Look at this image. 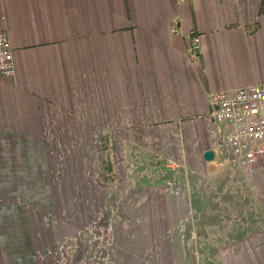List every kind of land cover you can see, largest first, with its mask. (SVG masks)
I'll list each match as a JSON object with an SVG mask.
<instances>
[{
	"label": "crops",
	"instance_id": "1",
	"mask_svg": "<svg viewBox=\"0 0 264 264\" xmlns=\"http://www.w3.org/2000/svg\"><path fill=\"white\" fill-rule=\"evenodd\" d=\"M0 29L15 66L0 76V264H84L81 224L101 211V177L64 175L62 191L42 100L89 98L83 72L108 71L110 98L141 99L126 111L137 121L131 144L184 163L189 176L236 165L208 95L264 81V0H0ZM242 167H264V158ZM79 182L92 185L80 191ZM192 188L189 178L163 179L127 185L122 201L108 196L120 217L104 240L109 264H264V223L214 255L193 250Z\"/></svg>",
	"mask_w": 264,
	"mask_h": 264
},
{
	"label": "rangeland",
	"instance_id": "2",
	"mask_svg": "<svg viewBox=\"0 0 264 264\" xmlns=\"http://www.w3.org/2000/svg\"><path fill=\"white\" fill-rule=\"evenodd\" d=\"M83 73L84 92L89 98L42 100L48 113L47 125L52 128L45 136L53 148L52 174L62 191L64 175L101 177V211L81 224L87 226L82 230L85 232L80 233L83 244L79 245L84 264H109V248L104 240L112 238L113 222L120 217L114 216L110 211L113 207L109 209L105 204L108 196L114 202L122 201L127 185L156 184L163 179L187 183L189 178L193 186L190 201L197 209L195 222L198 225L193 250L199 255H214L220 245H232L262 226L264 167L244 168L230 164L217 167L206 178L189 176V168L184 167V163L175 167V159L149 149L150 142H147L148 149L131 144V125L137 121L126 111L131 105L134 109L139 107L140 98H110L108 71ZM97 74L99 88H96ZM93 95L99 98H91ZM136 137L141 142L140 135H133ZM77 185L82 191L92 184L79 182ZM184 234L188 232L185 230ZM192 264L220 263L205 257Z\"/></svg>",
	"mask_w": 264,
	"mask_h": 264
},
{
	"label": "built area",
	"instance_id": "3",
	"mask_svg": "<svg viewBox=\"0 0 264 264\" xmlns=\"http://www.w3.org/2000/svg\"><path fill=\"white\" fill-rule=\"evenodd\" d=\"M197 44L188 51L195 56ZM13 50L6 29H0V76L14 75ZM209 119L222 134L231 161L252 165L264 158V81L208 95ZM219 158L223 153L219 152Z\"/></svg>",
	"mask_w": 264,
	"mask_h": 264
},
{
	"label": "water",
	"instance_id": "4",
	"mask_svg": "<svg viewBox=\"0 0 264 264\" xmlns=\"http://www.w3.org/2000/svg\"><path fill=\"white\" fill-rule=\"evenodd\" d=\"M202 157L206 161H211L215 158V152L212 148H207L202 152Z\"/></svg>",
	"mask_w": 264,
	"mask_h": 264
}]
</instances>
